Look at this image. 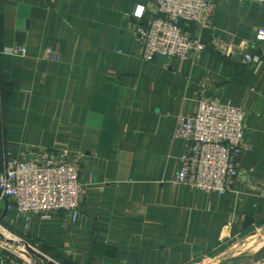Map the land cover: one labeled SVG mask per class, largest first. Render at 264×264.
<instances>
[{
  "label": "crops",
  "instance_id": "0c3cea01",
  "mask_svg": "<svg viewBox=\"0 0 264 264\" xmlns=\"http://www.w3.org/2000/svg\"><path fill=\"white\" fill-rule=\"evenodd\" d=\"M212 1V27H188L207 50L180 63L140 59L125 17L149 0H0V172L7 157L67 150L88 184L75 223L1 207L7 237L57 264H211L264 241V5ZM198 96L246 113L251 150L225 195L175 182L176 117ZM25 261L0 243V264Z\"/></svg>",
  "mask_w": 264,
  "mask_h": 264
},
{
  "label": "built area",
  "instance_id": "2783aa9c",
  "mask_svg": "<svg viewBox=\"0 0 264 264\" xmlns=\"http://www.w3.org/2000/svg\"><path fill=\"white\" fill-rule=\"evenodd\" d=\"M264 5V0H250ZM216 6L212 0H149L126 15L127 31L139 43L140 59L160 56L180 63H194L208 48L189 25L200 32L212 27ZM257 40L264 39L259 31ZM218 49V43L214 44ZM23 55L25 49H16ZM15 53V51H14ZM243 64L258 66L261 59L243 54ZM243 109L198 96L193 109L176 117L173 140L182 144L175 182L205 194L225 195L239 177L237 160L251 146L246 139ZM87 183L79 179L77 164L67 150H34L4 159L0 172V208L11 210L28 222L50 220L64 214L76 222L82 211ZM24 264H30L25 261Z\"/></svg>",
  "mask_w": 264,
  "mask_h": 264
},
{
  "label": "water",
  "instance_id": "95a60500",
  "mask_svg": "<svg viewBox=\"0 0 264 264\" xmlns=\"http://www.w3.org/2000/svg\"><path fill=\"white\" fill-rule=\"evenodd\" d=\"M0 243H4L17 249L18 254L23 256L30 264H57L29 245L25 240L16 238L12 235H8L7 237L1 230ZM261 258L264 259V241L238 253L237 255L221 258L211 264H253Z\"/></svg>",
  "mask_w": 264,
  "mask_h": 264
},
{
  "label": "rangeland",
  "instance_id": "374dc122",
  "mask_svg": "<svg viewBox=\"0 0 264 264\" xmlns=\"http://www.w3.org/2000/svg\"><path fill=\"white\" fill-rule=\"evenodd\" d=\"M261 242H263V241H261ZM261 242H259V243H261ZM259 243H257V244H254V243H253V245L256 246V245H258ZM253 245H252V246H253ZM252 246H251L249 243H243V242H241L240 246H237V248L239 247V248H238V252H239V251H240V252H243V251L247 250L248 247L250 248V247H252ZM237 248H236V249H237ZM238 252H237V253H238ZM240 252H239V253H240ZM260 260H261V261H260ZM260 260L257 261V262H255V263H253V264L264 263V259L261 258Z\"/></svg>",
  "mask_w": 264,
  "mask_h": 264
}]
</instances>
